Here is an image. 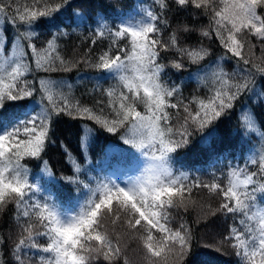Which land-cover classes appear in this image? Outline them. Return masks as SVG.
<instances>
[{
  "label": "snow or ice",
  "instance_id": "obj_1",
  "mask_svg": "<svg viewBox=\"0 0 264 264\" xmlns=\"http://www.w3.org/2000/svg\"><path fill=\"white\" fill-rule=\"evenodd\" d=\"M170 14L191 23L173 27ZM93 20L90 44L97 38L111 44L94 60L66 58L60 41L89 24L74 0H0V212L13 205L18 224L15 237L0 235V264H129L107 227L117 221L139 235L146 264H186L191 229L186 223L172 229L169 210L187 211L194 189L218 198L210 216L233 220L219 243H230L237 264H264V86H257L264 67L255 63L264 59L254 52L264 54V0H152L121 13L118 23L100 13ZM41 27L49 38L38 46ZM193 34L215 36L225 51L189 76L208 89L207 97L185 103L182 82H171L167 70L180 73L213 55L202 43H187ZM233 61L229 73L223 65ZM82 65L96 74L80 75ZM74 71L75 84L49 75ZM108 79L116 83L104 89ZM88 82L108 98L107 111L103 100L90 107L72 95ZM238 102L241 128L225 132ZM62 116L82 121L79 160L60 141L67 175H57L45 158ZM97 148L99 165L92 159ZM191 153L213 161L237 160L239 153L244 163L229 166L225 184L215 173L209 183L185 170Z\"/></svg>",
  "mask_w": 264,
  "mask_h": 264
},
{
  "label": "trees",
  "instance_id": "obj_2",
  "mask_svg": "<svg viewBox=\"0 0 264 264\" xmlns=\"http://www.w3.org/2000/svg\"><path fill=\"white\" fill-rule=\"evenodd\" d=\"M21 3L24 0H20ZM137 4H143L145 7L152 4V0H74V7L83 11L89 17V24L87 26H82L80 29L76 31L70 37H65L60 41V51L63 56L66 58L72 57H84L86 54L90 55L94 60L102 51L107 49V47L111 44V40L109 39H100L97 38V44L93 47L90 44V40L92 39L91 29L95 28L97 25L95 24L93 18L96 17L97 13L102 14L107 18L109 24L113 22L118 23L120 14H128L132 12L133 8L136 7ZM169 20L172 23L173 27H175L177 22L191 23V17H188L184 14L180 15H169ZM200 25L207 27L208 20L205 17H200ZM75 27V25H74ZM40 37L37 41L38 46L42 44L49 38V29L47 27H41L39 29ZM168 32L164 33V39H167ZM11 40V36H9V41ZM121 45L125 43V41L120 42ZM187 43L196 46L201 44L212 51L213 55L208 57L205 61L202 62L201 65H191L188 64L186 69L180 73H176L172 69H168V77L171 82H175L176 84H181L182 82V95L184 102L187 103L193 97H207L208 89L202 85L197 84L195 81L189 79L190 74H195L198 72L200 67L203 64H207L209 61L214 59H219L224 54V49L221 47L219 41L215 36L212 39H208L207 37H199L196 34H193L188 40ZM92 48L91 53H89V48ZM8 49H5L7 53ZM255 53L259 55L264 54L261 53L260 48L257 47L254 50ZM187 63V62H186ZM224 68L229 73L234 71L235 62H225ZM261 66L264 67V63H261ZM80 75H95L96 71L93 69H88L85 66H81L79 69ZM43 75V74H41ZM53 79L64 78L75 84L77 80V72L72 73H51L49 74ZM115 81L108 79L105 82H102L103 88L107 89L108 87L114 86ZM258 87L264 86V81L258 80ZM72 95L75 98L79 99L80 102L84 105H88L90 107L95 106L97 101L103 100L105 102V111H107V100L108 98L103 94L100 90H93V82H88L83 86H76L73 90ZM175 97L173 98V102H175ZM251 105V100L248 102ZM195 107L194 105L192 106ZM138 109L143 111V106L138 105ZM241 109V104L238 102L236 109L233 110L230 119L225 120L222 128L225 132L232 131L235 132L241 128V122L238 119L239 113ZM257 115L260 114V109H255ZM82 121L69 119L66 116H62L55 124V138L57 140V144L55 147H51L46 155V159H48L49 164L52 166V170L57 174H70L69 168L65 156L63 155L62 149L60 148V141H63L69 148V150L77 157L79 160V124ZM175 122V121H174ZM261 131H264V128H261ZM113 139V138H110ZM252 143L258 146L261 141L255 136H252ZM105 146L103 138L101 140V147ZM101 149L97 148L95 154L93 155V163L99 165L100 164V156ZM238 159L233 160L231 156L227 159H219V160H209L208 157L201 153H191L186 158L185 170L190 172L195 176H199V178L207 182L209 178V183L212 182L211 173H215V176L219 177L218 182L221 184H225L227 182V172L230 165L235 163H240L243 165L244 161L240 157V154L237 153ZM83 163V161H80ZM32 169L33 174L39 172V169L35 166V162L25 161ZM250 171H255L256 166H249ZM92 175H95L93 173ZM70 190V189H69ZM202 197V201L205 203H198V198ZM191 200L193 201L187 207V211H184L183 208L170 209L171 219L169 226L172 229H178L181 223H186L192 233V243L199 244L201 246L206 245H216L219 247V251L214 250L212 247L210 252L216 253L217 259L213 261H203L198 262L191 258H187L186 264H237V257L235 255V250L231 247L230 243L225 242L222 246H220V241L223 240V237L227 234L229 225L233 223L231 217L224 218L219 215L210 216L209 209L215 208L219 204L218 198L209 193L206 189H194L192 193ZM16 216V209L13 205H9L6 210L0 212V235H3L6 239L8 237H15L18 231V224L14 220ZM202 227V230L199 233H195V227ZM108 230L113 233L114 237H117V233L123 235L122 240L119 241L121 247L124 251V254L127 256L129 264H146L144 259V251L142 248V242L139 239V235L133 233L129 230L126 225L122 221H117L116 224H112L111 222L107 225ZM120 228V229H119ZM119 230V231H118ZM41 244H44L45 241L41 240ZM12 245L7 244L5 247V252ZM211 255V254H210ZM97 264H103V262H97Z\"/></svg>",
  "mask_w": 264,
  "mask_h": 264
},
{
  "label": "bare ground",
  "instance_id": "obj_3",
  "mask_svg": "<svg viewBox=\"0 0 264 264\" xmlns=\"http://www.w3.org/2000/svg\"><path fill=\"white\" fill-rule=\"evenodd\" d=\"M211 177H212V179L215 178L214 176H211ZM207 182H209V178H208ZM202 200H203L202 197L198 198L197 204L198 203H202V204L205 203ZM201 230H202V227L200 228L199 226H196L194 232L195 233H199ZM192 245H193L192 253L187 258H191V259L196 260L198 262H203V261H206V260H208L207 262H209V261H213L214 259H217L215 251L214 252H210V250H211L210 247L201 246V245H199L197 243H195V244L192 243ZM222 245L223 244H220V246H222Z\"/></svg>",
  "mask_w": 264,
  "mask_h": 264
},
{
  "label": "rangeland",
  "instance_id": "obj_4",
  "mask_svg": "<svg viewBox=\"0 0 264 264\" xmlns=\"http://www.w3.org/2000/svg\"><path fill=\"white\" fill-rule=\"evenodd\" d=\"M253 43H256L255 40L252 41ZM255 57H261L263 59V55H259L257 53H255ZM255 63L261 64V60H255ZM120 229V228H119ZM119 231V230H118ZM123 235H121L120 233H117V238L119 239V241L122 240Z\"/></svg>",
  "mask_w": 264,
  "mask_h": 264
}]
</instances>
